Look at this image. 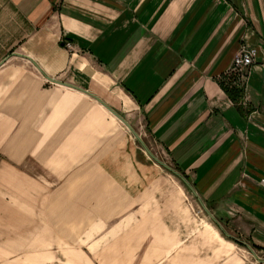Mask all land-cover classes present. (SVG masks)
<instances>
[{"label": "crops", "instance_id": "0c3cea01", "mask_svg": "<svg viewBox=\"0 0 264 264\" xmlns=\"http://www.w3.org/2000/svg\"><path fill=\"white\" fill-rule=\"evenodd\" d=\"M0 264H264V0H0Z\"/></svg>", "mask_w": 264, "mask_h": 264}, {"label": "built area", "instance_id": "2783aa9c", "mask_svg": "<svg viewBox=\"0 0 264 264\" xmlns=\"http://www.w3.org/2000/svg\"><path fill=\"white\" fill-rule=\"evenodd\" d=\"M67 49H72L71 43H66ZM259 56V51L256 47L246 45L234 57L232 68L227 74V84L244 90L248 80V73L256 63Z\"/></svg>", "mask_w": 264, "mask_h": 264}, {"label": "trees", "instance_id": "16d2710c", "mask_svg": "<svg viewBox=\"0 0 264 264\" xmlns=\"http://www.w3.org/2000/svg\"><path fill=\"white\" fill-rule=\"evenodd\" d=\"M222 86L224 90L226 91V93L229 94V96L235 101H238L242 97L243 90L236 88L232 86L231 84L222 83Z\"/></svg>", "mask_w": 264, "mask_h": 264}]
</instances>
